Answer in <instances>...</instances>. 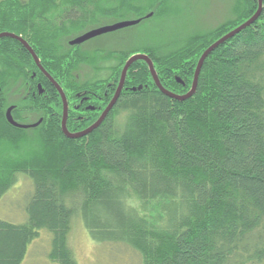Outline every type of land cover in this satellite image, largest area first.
I'll return each mask as SVG.
<instances>
[{
	"label": "trees",
	"instance_id": "trees-1",
	"mask_svg": "<svg viewBox=\"0 0 264 264\" xmlns=\"http://www.w3.org/2000/svg\"><path fill=\"white\" fill-rule=\"evenodd\" d=\"M165 2L0 0V33L32 49L66 97L67 131L79 133L109 104L125 62L138 52L85 51L68 42L103 21L142 23ZM257 9V0H235L233 17L210 32L140 54L163 89L185 95L204 51ZM9 104L14 121L41 124L10 126ZM61 118L60 96L27 50L0 39V198L18 175L32 183L25 222L0 220V264H22L42 231L50 236V262L77 264L67 245L76 216L95 243L125 246L140 264H264V0L255 22L207 56L189 99L162 94L137 61L92 133L67 139Z\"/></svg>",
	"mask_w": 264,
	"mask_h": 264
},
{
	"label": "rangeland",
	"instance_id": "rangeland-1",
	"mask_svg": "<svg viewBox=\"0 0 264 264\" xmlns=\"http://www.w3.org/2000/svg\"><path fill=\"white\" fill-rule=\"evenodd\" d=\"M235 0H166L158 16L113 33L93 38L83 44L87 51H119L137 54L158 47H173L189 37L203 35L233 17ZM135 19V18H132ZM112 21L93 24L89 30L109 26ZM130 21V20H129ZM91 31V30H90ZM90 52V51H88ZM145 55V54H143ZM86 71H81L83 76ZM32 195V183L18 175L9 191L0 198V220L10 224H23L24 212ZM67 245L77 264H140L133 251L122 245L95 243L83 227L79 217L72 219ZM50 236L42 231L28 247L22 264H54L48 260Z\"/></svg>",
	"mask_w": 264,
	"mask_h": 264
},
{
	"label": "water",
	"instance_id": "water-1",
	"mask_svg": "<svg viewBox=\"0 0 264 264\" xmlns=\"http://www.w3.org/2000/svg\"><path fill=\"white\" fill-rule=\"evenodd\" d=\"M258 1V9L256 11V13L249 19L247 20L245 23H243L241 26L237 27L236 29H234L233 31H231L230 33H228L227 35L223 36L221 39H219L217 42H215L213 45H211L208 49H206L204 51V53L201 55V57L199 58L198 62H197V66L195 69V73L193 76V81H192V85L190 88V91L185 94V95H174L172 93H169L168 91H166L165 89L162 88V86L159 83V80L157 78V75L155 73V70L153 68V64L151 62V60H149L147 58V56L143 55V54H134L131 57L128 58V60L125 62L124 67L121 71L120 74V79H119V83L116 89V92L112 98V100H110L109 104L107 105V107L105 108V110H103L102 114L100 115V117L98 118V120L92 124L89 128H87L86 130L79 132V133H69L67 131L66 128V120H67V112H68V107H67V103L65 100V97L61 91V89L54 83V81L52 79H49L52 83V85L56 88V90L58 91V93L60 94L61 100H62V104H63V112H62V119H61V132L63 134V136L67 139L70 140H74V139H79L82 137H85L86 135H89L90 133H92L95 129H97L101 123L104 121V119L106 118L107 114L111 111V109L113 108L115 102L117 101V97L119 96L124 81H125V77H126V73L127 70L130 68V66L137 62V61H143L147 64L150 76L152 78V81L154 83V85L157 87V89L163 93L165 96L182 102L185 101L187 99H189L195 92L196 90V86H197V80H198V76L201 70V67L203 65L204 60L207 58V56L213 52L218 46L222 45L223 43H225L226 41L230 40L232 37H234L236 34H238L239 32H241L242 30H244L245 28H247L248 26H250L253 22H255L261 12V4H262V0H257ZM151 15H147L145 18L150 17ZM140 22V20H134V21H126V22H121L118 24H115L113 26H107V27H101L95 30H91L87 33H85L82 36H79L77 38H75L72 42H70V45H79L87 40H90L94 37H97L99 35L102 34H106L109 32H113V31H117L123 28H127L130 26H134L137 25ZM3 38H9V39H13L15 41H17L18 43H20L26 50L27 52L31 55L34 63L36 64V66L41 70V66L37 60V58L35 57L34 52L32 51V49L27 45V43L19 36H15L14 34L11 33H0V39ZM42 71V70H41ZM43 72V71H42ZM7 120L8 122L16 128H27L28 126H18L16 125L11 118L9 117V112L7 113Z\"/></svg>",
	"mask_w": 264,
	"mask_h": 264
},
{
	"label": "flooded vegetation",
	"instance_id": "flooded-vegetation-1",
	"mask_svg": "<svg viewBox=\"0 0 264 264\" xmlns=\"http://www.w3.org/2000/svg\"><path fill=\"white\" fill-rule=\"evenodd\" d=\"M147 15H149V14H147ZM146 15V16H147ZM151 15V14H150ZM145 16V17H146ZM151 17V16H150ZM150 17H148V18H146V19H149ZM126 21H129V20H123V21H118V22H114V23H112V24H110L109 26H113V25H115V24H118V23H121V22H126ZM130 21H134V20H130ZM139 24V23H138ZM104 27H107V26H104ZM96 29H98V28H96ZM124 29V28H123ZM121 30V29H120ZM118 31V30H117ZM87 32H89V31H87ZM87 32H85V33H87ZM113 32H116V31H113ZM113 32H109V33H113ZM84 33V34H85ZM109 33H106V34H109ZM84 34H82V35H84ZM81 35V36H82ZM105 35V34H104ZM99 36H101V35H99ZM98 37V36H97ZM94 38H96V37H94ZM93 39V38H92ZM91 40V39H90ZM73 41V40H72ZM72 41H70V42H72ZM89 40H87V41H85V42H83V43H81V44H79V45H70V42H68V44L70 45V46H78V47H81L82 49H83V44H85L86 42H88ZM86 49V48H85ZM89 50V49H88ZM91 51V50H90ZM99 51V50H98ZM31 56V55H30ZM31 59H32V57H31ZM33 60V59H32ZM34 62V61H33ZM35 64V63H34ZM40 64V63H39ZM35 66H36V64H35ZM41 66V65H40ZM36 68H37V70H39L42 74H43V76L50 82V84L52 85V83H51V81L49 80L50 78H48L47 77V75H49V74H47V72L42 68L41 70L43 71H41L37 66H36ZM33 73V72H32ZM53 80V79H52ZM55 83V82H54ZM56 84V83H55ZM57 85V84H56ZM53 86V85H52ZM58 86V85H57ZM54 87V86H53ZM59 87V86H58ZM55 88V87H54ZM56 89V88H55ZM57 91V90H56ZM62 91V90H61ZM13 92V89L12 88H10V92L8 91V90H4L3 91V96H4V99L5 98H7L8 97V99H9V97L11 96V93ZM58 92V91H57ZM63 93V92H62ZM59 94V93H58ZM63 95H64V93H63ZM59 96H60V94H59ZM64 97H65V95H64ZM60 99H61V97H60ZM65 100H66V97H65ZM84 100H87L86 98H84ZM66 103H67V101H66ZM61 104H62V100H61ZM67 107H68V104H67ZM96 104L95 105H92V104H89V105H86L85 106V108L86 109H88V110H90V111H94L95 109H96ZM105 109V108H104ZM15 110V105H13V104H9V105H7L6 106V108H5V111H4V117H5V119H6V121H7V123L10 125V126H12L9 122H8V120H7V113L9 112V117L11 118V120L16 124V125H20V126H28L27 128H17V129H20V130H29V129H34V128H36V127H38L40 124H41V122H42V119L41 118H37V119H33V121L31 120V122L29 123V124H20L19 122H16V121H14L13 120V118H12V113H13V111ZM62 112H63V104H62ZM103 112V111H102ZM100 114H102L101 112H100ZM100 114H99V116H98V118L100 117ZM98 118H97V120H98ZM62 119V118H61ZM96 120V121H97ZM95 121V122H96ZM13 127V126H12ZM14 128H16V127H14ZM78 133V132H77Z\"/></svg>",
	"mask_w": 264,
	"mask_h": 264
},
{
	"label": "bare ground",
	"instance_id": "bare-ground-1",
	"mask_svg": "<svg viewBox=\"0 0 264 264\" xmlns=\"http://www.w3.org/2000/svg\"><path fill=\"white\" fill-rule=\"evenodd\" d=\"M102 35H104V34H102ZM219 47V46H218ZM146 56V55H145ZM35 57H36V55H35ZM37 58V57H36ZM148 58V57H147ZM37 60H38V58H37ZM150 60V59H149ZM38 62H39V60H38ZM197 66V65H196ZM124 67V66H123ZM196 69V68H195ZM128 71V70H127ZM195 73V72H194ZM47 77L48 78H50V79H52L49 75H47ZM156 87V86H155ZM157 88V87H156ZM116 92V91H115ZM115 94V93H114ZM163 94V93H162ZM120 95V94H119ZM114 96V95H113ZM119 97V96H118ZM117 97V98H118ZM113 98V97H112ZM112 100V99H111ZM107 107V106H106ZM105 110V109H104ZM108 115V114H107ZM87 136V135H86Z\"/></svg>",
	"mask_w": 264,
	"mask_h": 264
}]
</instances>
